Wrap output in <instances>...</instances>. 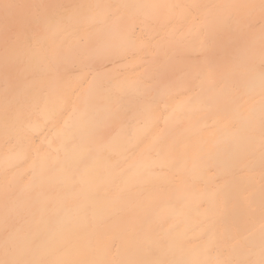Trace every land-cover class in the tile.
<instances>
[{
    "label": "bare ground",
    "instance_id": "1",
    "mask_svg": "<svg viewBox=\"0 0 264 264\" xmlns=\"http://www.w3.org/2000/svg\"><path fill=\"white\" fill-rule=\"evenodd\" d=\"M264 262V0H0V260Z\"/></svg>",
    "mask_w": 264,
    "mask_h": 264
},
{
    "label": "snow or ice",
    "instance_id": "2",
    "mask_svg": "<svg viewBox=\"0 0 264 264\" xmlns=\"http://www.w3.org/2000/svg\"><path fill=\"white\" fill-rule=\"evenodd\" d=\"M0 264H35V262L4 259L0 260ZM262 264H264V262H262Z\"/></svg>",
    "mask_w": 264,
    "mask_h": 264
}]
</instances>
